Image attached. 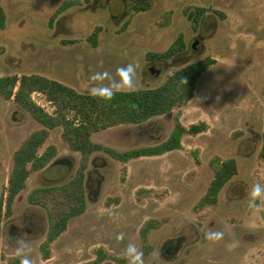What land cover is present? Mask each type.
<instances>
[{"label": "rangeland", "instance_id": "1", "mask_svg": "<svg viewBox=\"0 0 264 264\" xmlns=\"http://www.w3.org/2000/svg\"><path fill=\"white\" fill-rule=\"evenodd\" d=\"M67 1L76 0H3L7 25L0 30V46L5 48L0 78L37 74L88 94L83 83L92 74L108 71L115 77L117 68L131 63L141 90L158 87L175 71L210 57L216 63L199 79L186 106L91 139L118 151L157 145L169 138L177 115L186 127L205 122L208 130L185 135L183 150L130 161L126 175L120 162L94 153L88 168L87 211L71 220L53 244L52 258L44 260L40 247L48 231L47 215L28 203V195L37 187L70 180L81 159L66 142L64 128L52 130L41 152L53 145L58 155L46 170L30 176L17 197L0 233V264L16 258L15 241L21 236L28 240L36 264H82L93 260L99 247L123 256L129 243L143 251L141 229L149 220L159 226L149 235L153 251L144 254L145 264H264V208L250 209L248 195L254 184H264V160L259 157L264 132V0H157L152 10L139 14L127 0H77L80 5L50 26ZM196 8L206 12L194 28ZM169 12L171 22L163 26ZM96 27L102 31L93 47L89 37ZM180 34L187 46L183 53L169 60L147 59L149 52H165ZM33 98L54 114L43 96ZM40 128L28 113L0 96V196L15 152ZM196 150L199 164L189 154ZM215 157L235 159L238 174L224 187L216 206L196 212L213 179L210 162ZM143 189L159 196L140 195ZM209 231H222L223 239L206 240ZM120 233L124 239L117 241Z\"/></svg>", "mask_w": 264, "mask_h": 264}, {"label": "trees", "instance_id": "2", "mask_svg": "<svg viewBox=\"0 0 264 264\" xmlns=\"http://www.w3.org/2000/svg\"><path fill=\"white\" fill-rule=\"evenodd\" d=\"M89 2L90 0H86ZM134 14L152 10L157 0H127ZM80 1H67L50 20L53 26L56 18L80 5ZM206 10L196 8L193 19L194 28L199 24ZM172 13L165 16L163 26L171 22ZM127 22L123 26L125 30ZM7 14L0 0V30H5ZM101 27H96L89 37L93 47L98 45V37ZM72 43V41L70 42ZM186 43L182 34L161 53H147L149 60H169L186 50ZM5 54V48L0 46V57ZM216 60L210 57L190 63L171 74L160 86L137 90L132 94L117 93L109 103L93 99L89 94H82L56 80L47 77L33 75H12L0 78V96L6 101H13L23 111L28 113L41 128L32 132L21 144L13 157V168L9 175L8 184L0 196V233L4 222L14 212V204L17 197L27 188V183L33 173L46 170L56 159L58 150L55 146L44 147L50 137V132L56 128H64V137L69 146L80 153L81 159L74 176L63 183L44 187H37L28 195V203L45 210L48 220V231L45 241L41 244V253L44 260H50L53 256L52 246L59 237L67 231L69 223L74 218L86 213L88 208L87 178L91 156L102 152L112 159L120 162L123 173L127 174L126 165L143 157L163 156L167 153L183 150V138L185 135L197 136L208 130L205 122L196 123L190 127L183 125L180 115L175 117V127L169 138L157 145L143 146L126 151H118L112 147L94 143L93 134L106 131L111 128L127 125H141L149 120L171 114L175 109L186 106L193 98L199 79L207 72ZM181 77H186L187 85L181 84ZM35 94L43 96L54 108V114L48 113L33 98ZM134 102L138 109H130L129 103ZM189 154L200 163L199 151ZM264 160V132L262 135V147L259 154ZM210 165L214 176L207 189L195 207L196 212L216 206L224 187L238 174V165L235 159L223 160L215 157ZM140 195L158 197V193L152 189L139 191ZM107 201L106 206H110ZM159 223L149 220L141 229L142 249L145 255H150L153 247L149 241L152 230L158 228ZM95 258L82 264H105L108 261L114 264H127L123 256H116L108 252L104 247L94 250ZM8 264H19L18 258H10Z\"/></svg>", "mask_w": 264, "mask_h": 264}, {"label": "clouds", "instance_id": "3", "mask_svg": "<svg viewBox=\"0 0 264 264\" xmlns=\"http://www.w3.org/2000/svg\"><path fill=\"white\" fill-rule=\"evenodd\" d=\"M136 69L130 63L125 67L116 69V75L113 77L108 71L96 72L92 74L87 81L83 83L84 89L93 98L105 103L111 102L117 93L132 94L137 91L135 83ZM108 81V83H105ZM181 84L187 85L186 77H181ZM130 109H138V105L134 102L129 103ZM249 208L259 211L264 208V184H254L249 193ZM224 233L222 231H209L205 234V239L218 243L223 239ZM124 234L120 233L116 236L117 241H122ZM15 257L19 259V264H36L30 258L32 251L28 240L21 236L15 241ZM123 258L127 260V264H145L144 253L134 243H129L123 253Z\"/></svg>", "mask_w": 264, "mask_h": 264}]
</instances>
